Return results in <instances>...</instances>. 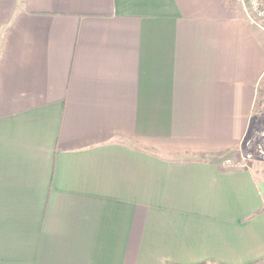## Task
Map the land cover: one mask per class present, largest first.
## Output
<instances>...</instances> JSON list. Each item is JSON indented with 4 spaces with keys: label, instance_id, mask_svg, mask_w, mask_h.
<instances>
[{
    "label": "crops",
    "instance_id": "0c3cea01",
    "mask_svg": "<svg viewBox=\"0 0 264 264\" xmlns=\"http://www.w3.org/2000/svg\"><path fill=\"white\" fill-rule=\"evenodd\" d=\"M262 88L238 0H0V264L263 260Z\"/></svg>",
    "mask_w": 264,
    "mask_h": 264
},
{
    "label": "rangeland",
    "instance_id": "374dc122",
    "mask_svg": "<svg viewBox=\"0 0 264 264\" xmlns=\"http://www.w3.org/2000/svg\"><path fill=\"white\" fill-rule=\"evenodd\" d=\"M264 93V88L259 91L257 103L254 109L253 121L251 127L242 142L230 150L226 155L237 163L248 164V166L259 177H264V99L259 106L260 98ZM260 110V113L257 112ZM244 150V152H242ZM201 264H224L218 262H209ZM248 264H264V259Z\"/></svg>",
    "mask_w": 264,
    "mask_h": 264
},
{
    "label": "built area",
    "instance_id": "2783aa9c",
    "mask_svg": "<svg viewBox=\"0 0 264 264\" xmlns=\"http://www.w3.org/2000/svg\"><path fill=\"white\" fill-rule=\"evenodd\" d=\"M243 4L245 13L251 22L264 30V2L263 0H238Z\"/></svg>",
    "mask_w": 264,
    "mask_h": 264
},
{
    "label": "trees",
    "instance_id": "16d2710c",
    "mask_svg": "<svg viewBox=\"0 0 264 264\" xmlns=\"http://www.w3.org/2000/svg\"><path fill=\"white\" fill-rule=\"evenodd\" d=\"M263 99H264V93H263L262 97L260 98V101H259V106H260V105H261V103L263 102ZM257 112H259V113H260V110H258ZM242 152H244V150H242ZM245 165H246V164H245ZM246 166H248V164H247Z\"/></svg>",
    "mask_w": 264,
    "mask_h": 264
}]
</instances>
